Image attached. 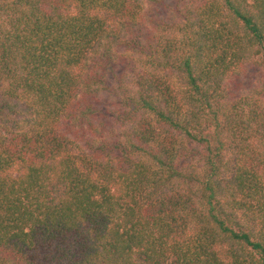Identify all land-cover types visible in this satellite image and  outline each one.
<instances>
[{"label":"trees","instance_id":"16d2710c","mask_svg":"<svg viewBox=\"0 0 264 264\" xmlns=\"http://www.w3.org/2000/svg\"><path fill=\"white\" fill-rule=\"evenodd\" d=\"M0 264H264V0H0Z\"/></svg>","mask_w":264,"mask_h":264},{"label":"rangeland","instance_id":"374dc122","mask_svg":"<svg viewBox=\"0 0 264 264\" xmlns=\"http://www.w3.org/2000/svg\"><path fill=\"white\" fill-rule=\"evenodd\" d=\"M250 74H252L254 76H258L260 74V68L250 69Z\"/></svg>","mask_w":264,"mask_h":264}]
</instances>
